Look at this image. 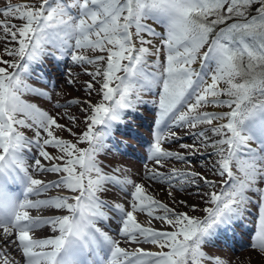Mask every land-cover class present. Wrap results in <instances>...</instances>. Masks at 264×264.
<instances>
[{"label": "snow or ice", "instance_id": "snow-or-ice-1", "mask_svg": "<svg viewBox=\"0 0 264 264\" xmlns=\"http://www.w3.org/2000/svg\"><path fill=\"white\" fill-rule=\"evenodd\" d=\"M255 4L260 6L253 15ZM0 15L7 18L0 21V39L6 45H17L3 49L16 59L0 57V239L5 247L15 245L25 264H204L206 260L225 264L203 248L222 230L244 219L248 205L254 204L257 230L251 247L264 253V189L257 186L264 182V0H36L8 3L0 8ZM15 20L22 24L18 26ZM148 21L163 25L165 31L158 32ZM156 38L160 47L153 44ZM49 46L60 55L50 52ZM82 49L102 54L90 57ZM45 56L67 57L81 66L92 77L85 84L89 95L100 83V102H70L87 104L81 108L86 113V130L78 136L59 117L21 99L26 92L49 96L24 79L30 67L42 63ZM196 64L198 68L193 67ZM85 65H95V71ZM67 75L68 83L74 84L71 72ZM147 92L158 96V104L151 102L158 106L156 131L147 146L148 159L157 165L162 167L168 159L186 161L185 156L163 146L166 140L179 139L169 125L177 129L209 126L193 138L200 140L201 147L211 146L212 154L219 157L220 185L190 171L145 173L150 181L167 183L170 188L179 185V191L187 185L198 186L200 181L210 188L219 187V191L201 193L212 205L203 209V218L177 212L157 200L144 183L105 173L96 158L114 126L124 122L125 113L148 103L142 97ZM207 107L230 110L203 111ZM66 118L76 123L75 116ZM21 129L34 130V138ZM57 131L77 136L76 142L58 137ZM209 133L218 138L212 139ZM81 143L88 147H79ZM33 147L38 150L36 155H32ZM48 147L57 149L59 155H51ZM190 147L194 154L195 145L181 144L183 149ZM29 168L56 174L58 179L45 183L33 178ZM108 184L131 197L130 210L100 198ZM9 185L22 190L13 192ZM52 189H66L73 195L29 198ZM249 192L258 199L253 200ZM105 209L119 214L117 235L125 243H147L159 250L122 247L119 239L97 227L98 222L110 219ZM31 210L67 214L34 217ZM137 212L147 213L170 230L143 226L137 222ZM42 227H50L54 235L34 238V231ZM7 256L0 251L3 264H10Z\"/></svg>", "mask_w": 264, "mask_h": 264}, {"label": "rangeland", "instance_id": "rangeland-1", "mask_svg": "<svg viewBox=\"0 0 264 264\" xmlns=\"http://www.w3.org/2000/svg\"><path fill=\"white\" fill-rule=\"evenodd\" d=\"M36 0H0V8L6 7L8 3L11 4H25L35 3ZM260 5L255 4L251 8V13L254 15L256 8ZM7 18L0 15V21H4ZM157 30L160 29L164 32V26L160 24L148 21ZM232 21H229L231 23ZM18 26L22 24V21L15 20ZM153 44L160 47L159 43ZM13 42L10 44H4L0 39V57L4 60H13L14 57L8 56L4 53L5 47H16ZM206 50L203 49L202 51ZM50 52H55L57 56L60 55L59 51L54 50L49 46ZM84 55L94 57L101 55L102 53L93 52L90 49L80 50ZM164 53L161 52L160 59L163 60ZM50 60H52L50 62ZM150 60H153L150 59ZM50 62V63H48ZM193 65V67H196ZM95 65H85L88 71H95ZM12 71V70H11ZM69 72L72 74V78L75 80L74 84H69ZM26 83L36 89L43 90L48 93L49 96H39L33 93H24L21 99L27 103H33L40 109L47 111L53 116L59 117L61 124H66L71 127L72 132L77 136L86 130V121L84 119L86 113L81 111V108L87 107L86 103L82 104H70L71 101H91L96 104V92L99 89V85L95 84V90L89 95L85 90V84L91 80L92 77L86 75L83 68L74 64L70 58L64 57L59 60L52 58L51 56H45L42 63L33 64L29 69V74L24 77ZM221 82V87H223ZM155 92H159L156 89ZM50 97V98H49ZM142 97L148 103L138 105L139 107L147 108V113L134 112L137 115H131L132 112H126L124 116V122L116 124L112 130V134L105 141V148L97 154V160L100 162V166L104 172L110 175H117L121 178L127 177L136 183H144L148 192H150L157 200L168 204L170 207H174L177 212H186L191 216L203 218L206 213L203 209L211 207L208 197L202 196L201 193H208L211 191H219V187L210 188L200 181L198 186L187 185L183 191L177 190L179 185L170 188L167 183H156L147 179L145 173L150 171L159 170L162 173H168L172 169L180 171H190L199 173L203 177L214 181L217 185L221 183V177L216 173V166L219 157L213 155L214 149L209 147H201L200 140L194 139L193 134L205 130L208 125H197L196 128H180L177 129L174 126L169 125L171 131L177 133L179 139L172 142L165 141L163 146L169 151L178 152L186 157V161H180L176 159H168L163 161V166H159L154 160L148 159L147 146L153 142L155 128V121L158 118V96L152 92L142 93ZM227 99V97H222ZM156 101L157 104L151 103ZM61 107H57V105ZM69 105L68 107H63ZM137 106V107H138ZM227 107H207L203 111L212 112H226L229 111ZM90 112V110H89ZM67 116H75L77 118L75 124H70ZM163 127V125L161 126ZM29 132L34 137V130L21 129ZM99 130V129H97ZM167 132V130H165ZM56 135L65 140L76 142L77 136L70 135L67 131H57ZM212 139L211 133L208 134ZM107 143V144H106ZM181 144L195 145V153L190 147L188 149L181 148ZM81 148L88 147L86 143L78 145ZM52 148V147H51ZM53 156L59 155L57 150L53 151ZM119 170V171H114ZM233 171L240 175L238 170L233 166ZM114 186V185H113ZM258 187L264 189V182H259ZM110 187V185H109ZM116 188V186H114ZM131 189V186H129ZM172 192V196L169 197L168 192ZM72 194V193H71ZM73 195V194H72ZM100 198L107 203L113 205L119 203L117 198L111 197L109 190L100 193ZM253 200L258 199L257 194L251 192L248 193ZM184 201V203H180ZM196 208L193 210L192 206ZM125 209H128V205H124ZM248 211L244 213V219L236 222L231 229L227 231H221L217 238L211 245H205L203 251L210 257H219L225 264H264V253H260L257 249L251 247L253 243L254 234L257 230V208L254 204L248 205ZM136 217L139 219V223L144 226L152 227L158 230H170L168 226L161 225L158 220L152 219L147 213L137 212ZM225 235L226 238L223 236ZM224 239L227 242H224ZM225 243V244H224ZM209 264H214V260H206ZM0 264H3L0 261Z\"/></svg>", "mask_w": 264, "mask_h": 264}, {"label": "bare ground", "instance_id": "bare-ground-1", "mask_svg": "<svg viewBox=\"0 0 264 264\" xmlns=\"http://www.w3.org/2000/svg\"><path fill=\"white\" fill-rule=\"evenodd\" d=\"M157 30L161 31L160 29H157ZM155 43H159L158 38H156ZM152 58L155 59V57H149V60ZM198 67H199V64H197L196 68H198ZM250 144L253 148L257 147V144L255 141H251ZM47 151L51 155H53L51 151H49V150H47ZM37 152H38V150L35 147H33L32 155H36ZM25 154L28 155V153H25ZM28 163L29 164L33 163V160L31 159V157H29ZM45 163H47V162H45ZM29 172L33 176V178L41 179L45 183L58 179V176L56 174L42 173V172L36 171L32 168H29ZM109 185H110V187H109ZM9 189L13 192H20L22 190L21 186H19V185L15 186V187H12L11 185H9ZM106 189L109 190L111 197L115 196V198H117V201H119L120 203H129L130 204L131 197L128 196L125 192L121 191L119 188H117V187L115 188L113 185L108 184V185H106ZM131 190L132 189H129V191H131ZM57 195H72V194L69 191H67L66 189H60V190L52 189L47 193H42L38 196L33 195V196H30L29 198L32 200H42V199H46L48 197L57 196ZM105 211H108L110 219L107 222H104V221L98 222L97 227H99L102 231L107 232L110 236H112L116 239H119L122 247H126L129 250H133L136 247H142L146 250H152V251L159 250L158 248H156V246L151 245V244H147V243H142L139 245L134 244V243H125L124 239L117 235V229L119 227V224L117 223L116 218H114V216H113V215L118 216L119 214L118 213L113 214V212L109 211L108 209H105ZM64 214H67V212L66 211H64V212H61V211L52 212V211H47V210H43V211L42 210H31V215L34 217H41V216L51 217V216L64 215ZM137 222L139 223L138 218H137ZM160 224L165 226V224H163L161 222H160ZM146 227H148V226H146ZM2 235H3V230L0 229V236H2ZM32 235L34 236V238H47V237H51L52 235H54V233L52 232L50 227H42V228L36 229ZM0 251L7 252V254H8L7 258L9 259L10 264H25L22 252L15 250V245H10V246L5 247L3 240L0 239ZM101 255L102 256L105 255L103 250L101 251ZM204 264H209V263H208V261H205Z\"/></svg>", "mask_w": 264, "mask_h": 264}, {"label": "trees", "instance_id": "trees-1", "mask_svg": "<svg viewBox=\"0 0 264 264\" xmlns=\"http://www.w3.org/2000/svg\"><path fill=\"white\" fill-rule=\"evenodd\" d=\"M228 23H229V22H228ZM0 66H3V65H0ZM98 79H99V78H98ZM96 85H99V89H100V83L97 82ZM113 85H115V83H114ZM99 89H97V91H95V92H96L97 97L100 99V98H102V97H101V95H100V93H99Z\"/></svg>", "mask_w": 264, "mask_h": 264}]
</instances>
